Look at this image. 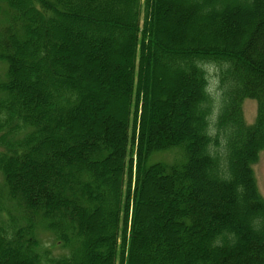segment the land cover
Wrapping results in <instances>:
<instances>
[{"label": "trees", "instance_id": "trees-1", "mask_svg": "<svg viewBox=\"0 0 264 264\" xmlns=\"http://www.w3.org/2000/svg\"><path fill=\"white\" fill-rule=\"evenodd\" d=\"M0 65V264H264V0H0Z\"/></svg>", "mask_w": 264, "mask_h": 264}, {"label": "rangeland", "instance_id": "rangeland-1", "mask_svg": "<svg viewBox=\"0 0 264 264\" xmlns=\"http://www.w3.org/2000/svg\"><path fill=\"white\" fill-rule=\"evenodd\" d=\"M3 74H4L3 67L2 65H0V75ZM217 84H218L217 80L215 78H212L211 86H210L212 88V91L216 90ZM257 111H258V106L255 100L247 99L243 102L244 119L247 125H253L255 123L258 113ZM180 155L181 154L179 153V151L168 152L162 154L161 156H157L155 159L158 161L173 163L174 160L181 159ZM253 169L257 180L259 192L264 199V150L260 152L258 161L254 165ZM43 239L45 240L44 242L45 245L48 248L52 249L53 256L60 257L66 254V252L63 251V249L60 246L56 245L55 247H53V240L49 238L48 235H45Z\"/></svg>", "mask_w": 264, "mask_h": 264}, {"label": "bare ground", "instance_id": "bare-ground-1", "mask_svg": "<svg viewBox=\"0 0 264 264\" xmlns=\"http://www.w3.org/2000/svg\"><path fill=\"white\" fill-rule=\"evenodd\" d=\"M248 126H251V125H248Z\"/></svg>", "mask_w": 264, "mask_h": 264}]
</instances>
